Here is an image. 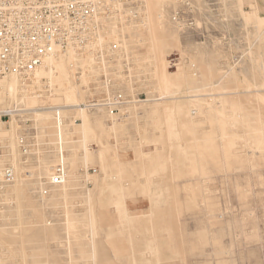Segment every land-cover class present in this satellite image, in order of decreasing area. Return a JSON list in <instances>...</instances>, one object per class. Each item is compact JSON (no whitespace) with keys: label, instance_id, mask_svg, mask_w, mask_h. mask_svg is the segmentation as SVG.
Segmentation results:
<instances>
[{"label":"rangeland","instance_id":"rangeland-1","mask_svg":"<svg viewBox=\"0 0 264 264\" xmlns=\"http://www.w3.org/2000/svg\"><path fill=\"white\" fill-rule=\"evenodd\" d=\"M110 34L129 63L113 79L122 104L63 109L65 184L50 185L52 111L0 124V170L15 174L0 189V264H264V0H144ZM78 63L82 78L58 63L56 97L37 87L0 111L84 103L99 72ZM232 168L247 176L236 193Z\"/></svg>","mask_w":264,"mask_h":264},{"label":"built area","instance_id":"built-area-1","mask_svg":"<svg viewBox=\"0 0 264 264\" xmlns=\"http://www.w3.org/2000/svg\"><path fill=\"white\" fill-rule=\"evenodd\" d=\"M186 5L189 6L188 2ZM142 6L143 0H0V82L17 76L24 84H31L48 57L72 53L90 60L91 67L99 72L100 82L89 84L90 97L79 107L95 110L121 105L120 91L112 88L113 79L114 75H129V63L121 39L110 34V25L137 23L141 20ZM179 9L183 8L173 12V20L179 29H184L191 24L181 19L184 13ZM81 71H77L76 77L80 78ZM36 87L46 93L52 91L46 79ZM111 94L112 98H108ZM55 114V150L58 148L59 162L53 169L50 185L62 186L68 179L61 150L64 118L59 110ZM10 117L0 111L1 122ZM18 142L26 153L25 136L19 137ZM10 155V140L0 135V159H9ZM14 179V169L9 163L1 169L0 189L7 188Z\"/></svg>","mask_w":264,"mask_h":264},{"label":"bare ground","instance_id":"bare-ground-1","mask_svg":"<svg viewBox=\"0 0 264 264\" xmlns=\"http://www.w3.org/2000/svg\"><path fill=\"white\" fill-rule=\"evenodd\" d=\"M143 5H144V0H143ZM66 59L67 60L69 59V64H70L69 66H70V69L73 71V75H76L77 74V71H79L81 69L82 70L81 71V74L82 75L80 76V78H81L82 76H84V74L86 73V71H88V69H85L82 66H79L80 64L78 63V62H83V61L88 60V59H81V58H79L78 56H76V55H74L72 53H69V54H62V53L55 54L53 56L48 57L45 60L44 65L36 71L35 77H34L33 81L31 82V84H28V82H26L24 84L23 83L24 80H21L17 76H13V77H10V78H7V79L1 81L0 82V104H3L6 100H10V101H15V100L16 101H19V100H21L23 102L26 101V103L27 102L30 103L34 99L37 100L38 98H40L41 95H39V92L36 91L37 87L35 88V86L37 84H40L41 83V80L43 78L46 79L48 85L51 87V90H52L51 93H52V95H54L53 93H55L54 96L56 97V88H55V84H54V82H55L54 81V78L57 77V73L59 75H64V67H63L64 65L63 66L62 65L60 66L58 63H61V61L66 60ZM46 68H48L50 71L49 72H45V69ZM44 73H45V75H43ZM54 73H56V74H54ZM75 78H77V77L75 76ZM19 88L21 90V93L24 94V96H25L23 99H20V97H19L20 96L19 95V92H18L19 91ZM189 98H190V96H189ZM194 98H199V96L198 97L195 96ZM161 100L163 101L164 98L159 99V101H161ZM22 105H23V107H21ZM22 105H18L17 104V106L15 105V107L13 109L9 108L8 110H5L3 112H6V113L10 114V116L12 117L14 115H22L24 112H26L28 110H30L32 112H34V111H45V110H49V111H52L54 113L53 114L54 116L56 115L55 114V110L56 111L59 110L60 113H61V115H62V111H63L64 108H75V109H78L80 111H91V110L81 109L79 107V105H81V103L80 104H76V105H72L70 107L61 106V105H59V106L52 105L51 107H42V108L35 107L33 109L31 107L25 106L24 104H22ZM53 109H55V110H53ZM63 118H64V116H63ZM1 123H3V122L0 121V124ZM83 126H84V124H83ZM87 153L89 155V151ZM11 157H12V155H11ZM86 161H87V159H86ZM11 165H12V162H11ZM12 167H13V165H12ZM0 175H1V170H0ZM229 177H230L231 186L233 187V191H235L234 193H236V192H238V189H240V187L243 186L244 181H245V179H246L247 176H246V173H244L242 171V169L232 168V170L230 171ZM68 178H69V176H68ZM231 205L233 206V202L232 201H231Z\"/></svg>","mask_w":264,"mask_h":264}]
</instances>
